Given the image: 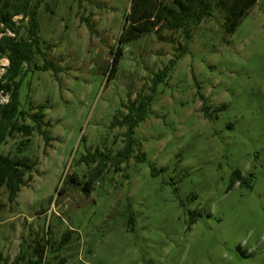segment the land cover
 I'll use <instances>...</instances> for the list:
<instances>
[{
	"label": "rangeland",
	"instance_id": "374dc122",
	"mask_svg": "<svg viewBox=\"0 0 264 264\" xmlns=\"http://www.w3.org/2000/svg\"><path fill=\"white\" fill-rule=\"evenodd\" d=\"M129 7L38 5V37L55 70L43 71L34 55L20 104L45 107L41 134L16 135L1 150L31 167L13 202L0 188L1 258L24 252L36 260L40 250L39 264H264V0L229 35L217 10L189 27L187 40L156 27L122 46L108 76ZM13 19L26 37L27 19ZM171 60L168 78L151 91L152 76ZM139 96H150V107L133 129V154L118 169L106 161L86 197L97 162L80 158L111 159L123 147L125 129L111 123Z\"/></svg>",
	"mask_w": 264,
	"mask_h": 264
},
{
	"label": "trees",
	"instance_id": "16d2710c",
	"mask_svg": "<svg viewBox=\"0 0 264 264\" xmlns=\"http://www.w3.org/2000/svg\"><path fill=\"white\" fill-rule=\"evenodd\" d=\"M42 0L32 3V0H0V59L5 58L8 62L4 73L0 76V92L8 96L6 104H0V188L3 187L7 193V200L11 203L15 200L22 186V178L30 171V166L26 160L20 157L11 159L1 152L2 147L8 139L16 135L29 136L30 132L36 131L41 134L42 119L44 116V106H38L27 111L21 108L20 87L23 78L26 76L29 64L33 61L34 55L43 58V71L48 68L55 70L45 61L43 43L38 37L37 9ZM257 0H130L129 11L125 16L123 29L117 38V46L112 51L109 75L114 73L122 57V46L136 41L149 34L156 27L167 31H180L184 38L189 39V27L198 26L204 19L210 18L215 10L222 17V29L227 35L235 32L236 27L251 9ZM19 16L27 19L28 27L26 37H18V29L14 17ZM9 34H12L9 36ZM183 52L185 47L178 49ZM182 55L177 56V60ZM174 60L169 61L168 66L151 79V91H154L158 84L164 83L172 71ZM204 104V103H203ZM150 107V96H142L136 102L127 106V113L120 120L113 118L111 128L121 127L125 129L123 133V147L111 158L101 154H88L80 158L79 162L89 165L97 162V167L90 173L87 181L82 186V191L86 197L92 190V183L101 175L105 162L109 160L111 164L118 167L126 162L133 154L135 140L132 137L133 129L142 122L146 116V111ZM34 111L32 115L29 111ZM201 112L208 116V108L203 106ZM29 119L32 127L26 126L25 121ZM45 141L47 138L45 137ZM27 142V141H26ZM25 142H20L17 151L21 152ZM137 161H144V156L138 153ZM151 174L155 170L151 169ZM240 179V173L235 171L232 174L231 184ZM36 260L27 258L21 252L13 260L2 259L0 254V264H39L40 250H35Z\"/></svg>",
	"mask_w": 264,
	"mask_h": 264
},
{
	"label": "built area",
	"instance_id": "2783aa9c",
	"mask_svg": "<svg viewBox=\"0 0 264 264\" xmlns=\"http://www.w3.org/2000/svg\"><path fill=\"white\" fill-rule=\"evenodd\" d=\"M4 61H5V64H1L0 63V76L4 73L5 71V68L7 67L8 65V62L5 58H3ZM8 102V96L7 95H4L0 92V104H6Z\"/></svg>",
	"mask_w": 264,
	"mask_h": 264
},
{
	"label": "bare ground",
	"instance_id": "6f19581e",
	"mask_svg": "<svg viewBox=\"0 0 264 264\" xmlns=\"http://www.w3.org/2000/svg\"><path fill=\"white\" fill-rule=\"evenodd\" d=\"M5 63V62H4Z\"/></svg>",
	"mask_w": 264,
	"mask_h": 264
}]
</instances>
